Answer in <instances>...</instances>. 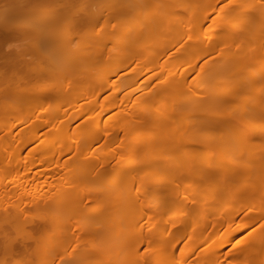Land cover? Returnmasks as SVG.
Listing matches in <instances>:
<instances>
[{"label":"bare ground","instance_id":"obj_1","mask_svg":"<svg viewBox=\"0 0 264 264\" xmlns=\"http://www.w3.org/2000/svg\"><path fill=\"white\" fill-rule=\"evenodd\" d=\"M94 4L0 0V169L3 151L18 152L26 130L33 152L8 160L10 169L37 153L79 160L67 161L63 177L49 167L45 177L56 181L46 189L30 183L40 164L25 168V184L0 179L1 195L22 190L38 211L17 205L5 221L0 210V262L34 264L36 234L53 228L58 245L44 247L40 264H194L191 243L203 247L204 264H264V217L252 224L264 213V0H109L104 20L89 18ZM81 42L96 51L75 53ZM59 44L69 54L55 60L49 50ZM174 58L182 60L169 72ZM89 78L79 99L92 105L78 135L39 141L47 125L72 126L65 103L52 101ZM27 104L44 114L17 121L30 114ZM23 216L29 227L10 235ZM221 226L231 229L218 235ZM69 256L77 259L61 261Z\"/></svg>","mask_w":264,"mask_h":264},{"label":"rangeland","instance_id":"obj_2","mask_svg":"<svg viewBox=\"0 0 264 264\" xmlns=\"http://www.w3.org/2000/svg\"><path fill=\"white\" fill-rule=\"evenodd\" d=\"M79 3H83V2H79ZM108 3H109V0H95V4L92 7L89 8V18H91V19L103 18L102 20H104L106 18V16L109 15L108 9H107L108 8L107 7ZM205 10L206 9H204V11H203V9H201L199 11L200 13L199 14L198 13L196 14L197 15V18H196L197 21H199L200 18H202L204 15H206L205 12H207V11H205ZM109 16H111V15H109ZM198 17H200V18L198 19ZM112 19L114 20V18H112ZM111 20H109L108 23L103 22V24L98 25V28H100V29L101 28L106 29V27L109 26L108 24H110V22L112 23L113 20L112 21ZM216 26H215V28H216ZM90 29H93V28L87 27L85 29L86 33ZM122 31L119 30L118 34L115 35V38L119 37L121 34L122 35L125 34L124 32L122 33ZM261 34H259V35H261ZM111 36H114V34H112V35H109V34L106 35L105 36V40L107 38L111 37ZM81 43H83V44H79V46H78L77 50L75 51V53H80V54L85 53V52L93 53L94 51H96V49L95 50L93 49L94 47L92 48L91 43H89V42H81ZM60 45L61 44H59V46L56 45V47H53V49L49 50L52 53H53V51H55V55H54L55 60L59 59L62 56H65V55L69 54L68 49L65 48L64 46H62V45L60 46ZM46 52H48V51H46ZM147 54L150 55V54H153V53L152 52H147ZM192 54L193 53H191L190 55L193 56ZM225 55H229V54H225ZM144 56L147 59V56L146 55H144ZM146 59H144V62L146 61ZM181 60L182 59L180 58V61ZM180 61H179V59L174 58L172 60V64H170V65L171 66L172 65L173 66L176 65V66L170 67V65L168 66V64H166L167 65L166 66L167 68H169V67L171 68V69L169 68L170 71L167 68H165L166 71L175 72L174 69L176 70L177 62L179 63ZM166 71L163 70V72H166ZM93 78H94V76L91 79H93ZM91 79L89 78L87 80H84L81 83L79 82L78 83L79 84L78 86L76 84V89L75 90L73 89L75 93L71 91L70 92L71 95L70 94H67L65 96H56V98L53 99V101H52L53 104H56L58 102H63V104L65 103V105H62V108L69 109V110H67V112H68V115H69L70 120L72 121L71 122L72 123L71 124L72 126H70L69 128L67 127L68 130L65 128V130L63 132H59V131H55L54 129H51L49 127V126H52V127L55 126V123H53L51 125H47L48 127L46 126L43 131H40V133H39L40 134L39 135V141L42 140V141H45V142H49V141L50 142H53V143H51L49 145L58 144L59 142H70L71 143V141L68 139V137L69 136L75 137V136L78 135V132L76 130L79 127L80 124L79 125H77V124L79 122H81V121L83 122V119L86 117V115H85V112L86 111L85 110L86 109L88 110V107H91V105H92V99L89 96H87V97L82 98L83 99V106L79 109V107H80L79 104L81 103L80 101H82V99L80 100L79 98L84 95V93L86 91V87H87L88 84H90ZM94 80H95V78H94ZM94 80H92V81H94ZM257 82L260 83V79ZM256 89L258 90L259 88L257 87ZM77 101H79L78 102L79 103L78 106H74V104ZM161 101H163V100L161 99ZM159 102H160V100L157 102L158 105H159ZM71 103H72L73 106H71ZM154 104L156 105V102ZM33 106H35V104H27L25 106V109L31 111L30 114L28 116H26V117L25 116L23 117L22 115H20V116H18V118L16 120L17 121H19V120L23 121V120H34V119L40 118L44 114L41 111L42 110L41 109V106H36L35 108ZM21 109H24V108L22 107ZM21 109H20V111H21ZM80 112H83V114H81V115L78 116V114ZM100 115H102V114H100ZM75 116H77L78 118L74 120L73 118ZM28 131L29 130H26V131H23L21 133V136H20V143H21L20 146L21 147H19L18 152L10 153V151L8 149L3 151L2 163H1V166L2 165L3 166L0 169V179H3V180L4 179H7V178H14V179H17V180L18 179H20V180H23L24 179V181H23L24 183L23 182L22 183L25 184L27 182V181L25 182V179L27 177L26 174H25V172L27 170H25V168L31 167V170H34L35 169L34 166L37 165V164H40L41 165V169L38 170V171H43L44 174L42 172V174H41L42 176L39 179H36L35 181H31L30 183H32V184H34V183L35 184H42V185H44V188L45 189L48 188V185L49 184L52 187L53 184L55 183V182H53V183L51 182L52 179H53V177L54 178H55V176H59V177L61 176V177H63L66 172L69 173V171H68L69 170V167L65 166L66 163H67V161H70L72 159V161L73 160H76L78 162L79 160H78V158H76L77 156H75L74 153H72V152L67 153L68 155L65 154L66 156L65 155L61 156L62 159L60 158L61 160H59V161H58V158H56V157L52 158L50 155L48 156V154H46V155H39V153H37V154H34L33 156H30L28 158L29 165H27V167L20 168L21 171L19 169H18L19 171H17L16 169H14V170L13 169H10L11 167L8 165L9 164V161L8 160H11L13 158H20L24 154H27V153L31 154L33 152L32 149L29 146L30 143H28L29 136H30V134L28 133ZM83 131L84 130H82L80 132H83ZM37 142L36 143L34 142V143L37 144ZM1 144L2 143H0V145ZM37 147H39L38 144H37ZM57 161L59 163H57ZM56 164H58V167H57ZM59 164H60V166H59ZM49 167H56V169L58 168L56 170L57 171L56 172L57 174H55V176L52 177L51 181L49 180L51 178L50 177L51 175L49 176V174H47ZM23 169H24V171H22ZM23 173L25 174V177H23V175H24ZM46 174L49 176L48 177L49 179L45 177ZM237 178H236V180L239 179V178L238 179ZM28 180L30 181V179H28ZM55 181H56V178H55ZM4 187H7L6 190H8V191L9 190L14 191L13 189H16L17 187H21V186H19V185L18 186H14V185H10V184L7 185L6 184L5 186H3V188ZM189 189L190 190H194V186H191ZM20 191H21V194H22L23 191L22 190H20ZM15 193H16V195H15ZM15 193L13 192V194L7 195V196H3V195L0 194V205H1L0 210H3L4 208H7V211H8V214L5 215V217L3 218L5 221H8L9 220V218L11 217V214H13V208L16 207L17 205L26 206L25 208L27 209V213L28 214H31L33 216L38 213L37 210H35L34 208H32V207L29 206L28 202L30 201V198L31 197L27 196L28 194H26V192H23L25 195L24 194L21 195L20 192H18V190ZM259 203H261V202H259ZM250 204L253 205L254 202H251ZM258 215H259V213H258ZM260 215L261 216L259 217V219H257V220H255V221L252 222V224L254 225V227H256L257 225H259L261 223L262 218L264 217V213L261 212ZM35 219L36 218H31L29 220H35ZM25 220L26 219H24V216H23L21 218V221L19 223L18 222L17 223H12V224H17V226H14L12 224L11 225H8L7 231L10 232V235H15L17 233H20L21 231L25 230V227L26 228L29 227V226H27L28 224L25 223ZM29 220L27 219V222ZM76 225H77L76 227H80L82 225H85V221H78V223H76ZM235 226H237V225H234L233 224V226H231V227H235ZM222 227L223 226H221V228H219V232L217 233L218 235H219L220 232H228L231 229V227H229V228L227 227L228 229L222 228ZM54 235H55V229H53V228H44V229L40 230L36 234V236L38 238L39 249L41 251V255H39L38 257H35L34 264H40L42 260H44V259L47 260L48 259L46 257V254L48 252V248H44L45 246L52 247L53 245H58L56 243V241H55V236ZM230 244H235L234 239L231 240V243ZM216 246H217V244H216ZM86 247H88V243L87 244H84L83 247L80 246V249H84ZM190 247L193 248V256H192L193 257V261L192 262L193 263L194 262L196 263L197 261L200 260L199 263L200 264H204L203 263V260L200 259L201 257L198 256V255H200V252H201V250H202L203 247L202 246H199L198 243L197 244L191 243ZM71 248H72V246H71ZM71 248L68 246L66 248V250L73 251ZM204 252L207 253L208 251L205 250ZM76 254H77V250H76ZM76 254H75V250H74V255H76ZM70 256H69V258H70ZM69 258L68 257H66V259H62L61 258V261L63 260V262H67L68 261V262H72L73 263L77 259V256H74V258L71 257L70 259H73L72 261H70ZM153 259H154V257L149 258V263ZM19 261H21V259H11V260H7L6 262L12 264V263H17ZM0 264H4V262L1 261ZM83 264H107V260H105L104 258H98L97 257V258H91V259H89L87 261L85 260V262ZM165 264H177V263L174 262V261H172V262L170 261L169 263H165Z\"/></svg>","mask_w":264,"mask_h":264}]
</instances>
